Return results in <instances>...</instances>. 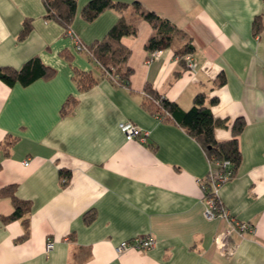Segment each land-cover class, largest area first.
Instances as JSON below:
<instances>
[{
    "label": "crops",
    "instance_id": "1",
    "mask_svg": "<svg viewBox=\"0 0 264 264\" xmlns=\"http://www.w3.org/2000/svg\"><path fill=\"white\" fill-rule=\"evenodd\" d=\"M87 1L77 0L70 26L85 47L120 18L136 27L135 36L120 40L130 51L128 85L77 51L63 26L46 18L43 0H0V67L19 69L38 56L55 70L26 86L0 80V144L16 138L7 155L0 146V189L15 185L14 195L29 203V232L20 239L21 220L2 219L13 210L11 196L0 194V264H264V0H136L184 33L155 51L145 44L156 30L132 7L87 22L79 15ZM257 17L262 29L254 34ZM24 21L31 30L19 39ZM188 38L194 72L174 54ZM72 68L92 71L96 83L79 91ZM147 83L182 110L198 92L216 97L210 110L218 142L231 139L234 120L244 119L240 161L219 198L252 231L217 245L230 223L205 217L207 156L185 128L144 108ZM70 96L76 102L62 114ZM124 122L149 131L146 141L128 139ZM144 235L154 247L116 252L120 242ZM47 238L54 241L48 252Z\"/></svg>",
    "mask_w": 264,
    "mask_h": 264
},
{
    "label": "trees",
    "instance_id": "2",
    "mask_svg": "<svg viewBox=\"0 0 264 264\" xmlns=\"http://www.w3.org/2000/svg\"><path fill=\"white\" fill-rule=\"evenodd\" d=\"M43 2L46 18L57 21L65 30L70 28L78 12L77 0H43ZM128 7H132L140 18L147 21L156 30L146 42V50L155 51L168 48L171 45L172 36L175 33L184 35V33L169 25L166 20H163L154 11L144 10L136 0L131 2L89 0L81 8L79 15L84 21L90 22L106 10L122 11ZM261 29L262 26L259 17H257L253 22L254 34L259 33ZM30 30V22L24 21L18 38H24ZM136 33L137 30L134 25L120 18L102 39L86 46L85 52L98 64L103 74H108L111 77L115 76L116 82L120 85H128L129 78L133 72L127 66L130 51L121 44L120 40L124 36H135ZM194 50L195 45L192 39L188 38L182 47L174 50V54L179 58L180 64L186 66L185 57L193 53ZM60 55L66 60H70L71 58V55L67 51H62ZM72 71V80L79 91L86 90L96 83V77L92 71H83L76 68H72ZM54 72L55 70L53 68L45 65L38 56H35L27 60L19 69L0 67V80L8 86H12L15 83L26 86L39 78L50 77ZM222 82L223 80L219 81L218 84L221 85ZM144 94L142 105L146 110L160 120H173L185 128L199 142L207 157L218 161L228 160L233 174L234 168L240 161L238 136L245 125L242 117L234 120L231 127V139L225 142H218L214 137V130L218 121L214 119L210 110V106L218 102L216 97L208 98L205 92H198L193 98L191 107L188 110H182L175 102L169 101L160 95L153 89L151 84H145ZM75 102V97H68L61 107V113H66ZM15 141V137L6 136L4 144H0L5 155L8 154L9 148ZM60 175L67 179L69 177V171L62 169L60 170ZM14 188L15 185H8L0 189V194H10L13 205L12 212L2 217V219L4 222L20 219L24 226V234L20 239H23L27 237L29 232V203L17 198L13 193Z\"/></svg>",
    "mask_w": 264,
    "mask_h": 264
},
{
    "label": "built area",
    "instance_id": "3",
    "mask_svg": "<svg viewBox=\"0 0 264 264\" xmlns=\"http://www.w3.org/2000/svg\"><path fill=\"white\" fill-rule=\"evenodd\" d=\"M65 34L70 36L75 42V49L77 51H86L85 46L75 36L71 28L65 30ZM186 69L189 72H194L196 69V62L189 55L185 57ZM112 79L116 81V77L112 76ZM121 131L126 135L128 139L137 138L141 142H145L149 131L140 129L130 122H124L120 124ZM209 170L205 179L200 180L202 191L204 192L205 200V217L207 219H213L219 217L225 219L230 223V228L226 230L223 235L218 236L216 239L217 245L220 247L224 244V239L236 232L242 234L245 231H252V225L246 222H240L230 217L229 212L224 209L219 198V190L222 185L232 177V171L230 169V162L228 160L218 161L213 158L207 157ZM24 165H28V161H24ZM63 181L66 179L63 178ZM155 241L149 235L135 237L131 240H124L116 247V252L121 254L126 249L133 247L138 250H147L154 247ZM54 241L51 238L46 239L45 250L48 252L53 249Z\"/></svg>",
    "mask_w": 264,
    "mask_h": 264
},
{
    "label": "rangeland",
    "instance_id": "4",
    "mask_svg": "<svg viewBox=\"0 0 264 264\" xmlns=\"http://www.w3.org/2000/svg\"><path fill=\"white\" fill-rule=\"evenodd\" d=\"M94 72H96V70H94Z\"/></svg>",
    "mask_w": 264,
    "mask_h": 264
}]
</instances>
